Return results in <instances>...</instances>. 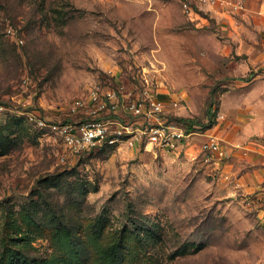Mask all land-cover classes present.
<instances>
[{
  "label": "rangeland",
  "instance_id": "rangeland-1",
  "mask_svg": "<svg viewBox=\"0 0 264 264\" xmlns=\"http://www.w3.org/2000/svg\"><path fill=\"white\" fill-rule=\"evenodd\" d=\"M183 1L0 0V264H264V194L202 150L264 140V19ZM145 79L193 130L179 149L73 153L27 118L75 122L94 87Z\"/></svg>",
  "mask_w": 264,
  "mask_h": 264
},
{
  "label": "built area",
  "instance_id": "built-area-1",
  "mask_svg": "<svg viewBox=\"0 0 264 264\" xmlns=\"http://www.w3.org/2000/svg\"><path fill=\"white\" fill-rule=\"evenodd\" d=\"M183 6L187 11L203 6L222 11L245 9L241 0H184ZM145 81L138 95L123 84L110 89L94 87L86 97L76 99L70 106L71 114L83 116L75 122L50 121L31 112L27 118L37 127L47 128L58 135L73 153L101 150L122 142L167 151L179 149L189 134L164 116L163 103L155 97L150 84ZM123 114L128 118H124ZM202 150L220 160L226 158L227 154L219 138L213 135L202 143Z\"/></svg>",
  "mask_w": 264,
  "mask_h": 264
},
{
  "label": "crops",
  "instance_id": "crops-1",
  "mask_svg": "<svg viewBox=\"0 0 264 264\" xmlns=\"http://www.w3.org/2000/svg\"><path fill=\"white\" fill-rule=\"evenodd\" d=\"M256 3L255 12L258 11L259 17L264 19V0H253ZM254 5V3H252ZM211 10L220 11L218 9ZM254 8V7H253ZM249 9V8H248ZM222 11V10H221ZM260 31L263 33L262 42L264 44V23H260ZM264 48V45H263ZM220 133V132H219ZM221 141L222 145L226 148V158L219 161L224 171H232L235 176L233 177L235 186L243 187L245 192H259L260 195L264 194V140L248 138L243 143L241 148H228L226 139L232 137L231 135L217 133L213 134ZM233 140V139H232ZM230 140V141H232Z\"/></svg>",
  "mask_w": 264,
  "mask_h": 264
},
{
  "label": "trees",
  "instance_id": "trees-1",
  "mask_svg": "<svg viewBox=\"0 0 264 264\" xmlns=\"http://www.w3.org/2000/svg\"><path fill=\"white\" fill-rule=\"evenodd\" d=\"M186 133H192V131L189 130V128L185 127ZM113 147H107L105 148L106 150L112 149ZM25 240V239H21ZM30 240V239H29ZM5 264H41L40 262L37 261H30L25 259L22 255L20 254H13L10 256L9 260Z\"/></svg>",
  "mask_w": 264,
  "mask_h": 264
}]
</instances>
